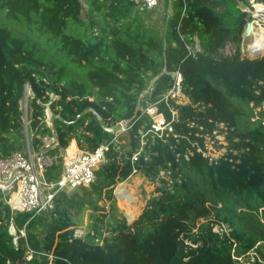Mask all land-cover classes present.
<instances>
[{
	"label": "trees",
	"instance_id": "1",
	"mask_svg": "<svg viewBox=\"0 0 264 264\" xmlns=\"http://www.w3.org/2000/svg\"><path fill=\"white\" fill-rule=\"evenodd\" d=\"M241 1L176 0L162 32L148 34L132 0H0V155L22 150L15 135L26 128L35 147L52 133L64 147L73 139L83 150L111 145L96 180L59 193L52 210L15 211L0 191V264H236L235 255L256 246L260 237L225 213L230 201L264 207V121H251L264 103V54L243 53L248 13ZM196 41L201 50L193 55L187 43ZM228 42L234 53L224 52ZM177 70L185 103L168 94ZM27 83L35 93L28 127L20 103ZM150 85L151 96L143 95ZM53 91L58 97L51 99ZM38 98L52 100L53 113L65 120L56 117L49 127ZM145 99L157 102L172 131L146 134L153 119L138 108ZM89 106L109 126L134 128L122 156L113 141L118 133L105 130L94 113L71 122ZM217 134L226 150L211 157L207 137ZM134 169L161 186L128 223L116 214L114 190ZM46 176L59 178L60 166ZM101 199L110 215L98 213ZM86 209L97 213L77 237L74 215ZM223 222L231 223L229 234L214 229Z\"/></svg>",
	"mask_w": 264,
	"mask_h": 264
},
{
	"label": "built area",
	"instance_id": "2",
	"mask_svg": "<svg viewBox=\"0 0 264 264\" xmlns=\"http://www.w3.org/2000/svg\"><path fill=\"white\" fill-rule=\"evenodd\" d=\"M132 1L142 13L156 10L160 3V0ZM243 2L247 4V7L242 8ZM240 7L248 13L244 34H246L247 24H250V27H264V0H243ZM186 9L187 6L184 7L183 14L186 13ZM230 46V42H228L224 50L225 53H229ZM187 47L189 53L193 55L201 50L198 41L187 43ZM173 75L175 77V85L168 94L179 98V96H183L182 73L177 70L173 72ZM151 93L152 85L145 90L143 95L151 96ZM30 97L31 99L35 97V93L31 85L27 83L24 96L20 102L22 108L23 103ZM36 101L44 108V121L49 127H53L52 119L55 114L51 107L52 100L44 102L38 98ZM151 106L150 109L142 112V115L148 114L153 119L151 128L146 134L151 133L162 137L166 130H173L171 121L167 120L165 115L158 111L157 102H153ZM173 113L175 114L174 110ZM30 116H23L26 127L30 123ZM123 123L126 124V122H122V128L125 131L129 127L127 124L124 127ZM144 136L145 134L141 136L142 140ZM113 141L117 142V139L115 138ZM110 147V143L105 142L96 145L91 150H83L79 147H76V150H71L70 145L64 147L59 144L55 133L46 134L42 138V144L38 147L29 144L24 151L16 150L7 156L0 155V191L3 193L7 203L15 211L36 215L52 210L55 198L59 193L71 194L82 186H89L96 180V170L106 161V154ZM137 155L138 153L133 156V159ZM55 165L60 166V177L50 180L47 178L46 173L50 167ZM135 172H137V169H134ZM10 228L11 232L16 234L13 223H11ZM22 233L24 234L23 231ZM74 235L83 237L85 233L82 229L75 228ZM14 243L18 246L17 236L14 238Z\"/></svg>",
	"mask_w": 264,
	"mask_h": 264
},
{
	"label": "rangeland",
	"instance_id": "3",
	"mask_svg": "<svg viewBox=\"0 0 264 264\" xmlns=\"http://www.w3.org/2000/svg\"><path fill=\"white\" fill-rule=\"evenodd\" d=\"M175 9H177V6H175ZM139 15H140L139 17L142 19V21L145 24V27L148 30V34L161 33L164 27L166 26V24H164L165 16L164 15L161 16L158 10H154L153 14L148 12H143V13L141 12L139 13ZM251 42H252L251 34L246 35L243 32L242 41H241L242 49L244 47L245 48L248 47L251 44ZM230 45L231 48L229 49V53H234L235 47L233 42H230ZM247 54L250 57H253L252 53H247ZM50 97L51 99L57 98L58 94L55 91H53L50 93ZM41 100L46 102L43 99ZM187 101L188 99L184 96H179L178 98L179 103H185ZM152 104H153L152 100L145 99L143 100V102L140 103L138 108L142 113L147 109H150L152 107L151 106ZM22 112L24 117H29L31 115V97L23 103ZM263 112H264V103L262 106L255 108L254 110L255 115L252 117L251 121H255L259 119H262L264 121V116L262 114ZM174 115H176V111ZM144 119L145 118L143 117L142 120ZM123 124L124 127H126V124L125 123ZM244 126L249 127L250 123L246 121ZM133 129L134 128H130V129L128 128L127 130L124 131L122 128L120 129V131L117 132L118 135L116 136V139H117L118 147H121L122 149L120 153L121 156L124 154V151L130 149L131 147V142L133 140L131 136V132L133 131ZM121 133H125L123 134L124 136H122V138H121L122 135ZM15 136L22 143V151L26 150L29 144L30 145L32 144L31 133L26 129L21 132H17ZM73 144L75 147L76 146L79 147L76 139H73L70 145L73 147ZM226 144L227 141L225 140L224 135L217 134L215 135V137L212 136L207 137V141H206L207 155H210L211 157H219L221 154L225 152L226 149L223 146H225ZM161 176L168 179V176H166L163 171L161 172ZM160 186H161V181L158 178L152 179L151 177L146 176L142 172H135L129 178H127L122 182L117 180L115 183L114 193L117 199L118 210L116 214L118 218L125 216L128 223H132L134 220H136L143 212L144 208L147 205L148 200L153 195L158 194L157 188ZM2 198L3 199L5 198L4 195L2 196ZM99 204L103 209L99 210L98 213L103 212L109 215L112 213L110 203L106 199H101ZM208 204L212 205L211 202H208ZM228 204L229 205L227 208L224 207V203L217 204V207L218 208L224 207L225 213L228 214L231 213L234 222L238 225L239 228H245L246 230L252 231L258 237H260V240L257 242L256 246L253 249L249 250L248 252L241 253L239 256L235 255L236 264H264V216H263L264 207L256 208L257 207L256 206L253 207L252 209L251 208L247 209L244 208L243 206L240 207L239 205H235V204L232 205L231 201ZM133 210H136V213L132 214ZM91 213H97V212H95L93 209H86L81 215H74L75 222L72 225V227L82 229L86 234L88 227L92 221ZM209 219H216L215 211L212 213ZM204 221H206V219L201 218L198 221V225ZM214 229L216 231H220L221 233L224 232L229 234L233 228L231 223L223 222L222 224L220 223L217 224ZM237 251H241V250H237Z\"/></svg>",
	"mask_w": 264,
	"mask_h": 264
},
{
	"label": "water",
	"instance_id": "4",
	"mask_svg": "<svg viewBox=\"0 0 264 264\" xmlns=\"http://www.w3.org/2000/svg\"><path fill=\"white\" fill-rule=\"evenodd\" d=\"M245 7H247V4H246L245 2H243V4H242V8H245ZM170 16H171V12L168 14L167 22H168ZM250 28H251V27H250V24H247V26H246V30H245V33L248 34V35L251 34V29H250ZM243 51H244L245 54H247V53H252L253 58H254V57H259V56H261V55L264 54V45H262V46H257V47H254V48H252V47H250V46H248V47H246V48L244 47V48H243ZM89 112L94 113V115L96 116V118H97V120L99 121L100 125H101L105 130H107V131H110V132H113V133H117V132L120 131V129L122 128V123H118V124H116V125L109 126V125L105 122V120H104V118L102 117V115H101V114H100V113H99L94 107H92V106H89V107L85 108L81 113H79V115L76 117V119H74V120L71 121V122H76V121L79 120L83 115H85L86 113H89ZM56 117H59V118H61L62 120H65L64 118L60 117L59 115H55V116L53 117V119H52L53 124H54V120H55Z\"/></svg>",
	"mask_w": 264,
	"mask_h": 264
},
{
	"label": "bare ground",
	"instance_id": "5",
	"mask_svg": "<svg viewBox=\"0 0 264 264\" xmlns=\"http://www.w3.org/2000/svg\"><path fill=\"white\" fill-rule=\"evenodd\" d=\"M251 36H252V42L251 44L249 45L250 47L254 48V47H257V46H262L264 45V27L261 26V27H255V26H251ZM246 37V36H245ZM246 40V38H245ZM71 150H76V147L74 146L73 144V147L71 146L70 147ZM139 179V178H138ZM122 185V184H121ZM136 190V189H135ZM134 192V191H133ZM132 192V193H133ZM132 195V194H131ZM138 201V200H137ZM139 202V201H138ZM137 204V202H136ZM122 205V204H121ZM141 205V203H140ZM135 206V205H134ZM128 209V208H127ZM135 209V208H134ZM132 211V210H131ZM136 213V210H133V213L134 214ZM130 214V213H129ZM136 217V216H135Z\"/></svg>",
	"mask_w": 264,
	"mask_h": 264
},
{
	"label": "crops",
	"instance_id": "6",
	"mask_svg": "<svg viewBox=\"0 0 264 264\" xmlns=\"http://www.w3.org/2000/svg\"><path fill=\"white\" fill-rule=\"evenodd\" d=\"M175 1L176 0H160L159 7L156 9L160 12L161 16L162 15L165 16L166 23H167L168 14L171 12L172 15L173 9H175ZM148 13L153 14V11H148Z\"/></svg>",
	"mask_w": 264,
	"mask_h": 264
}]
</instances>
